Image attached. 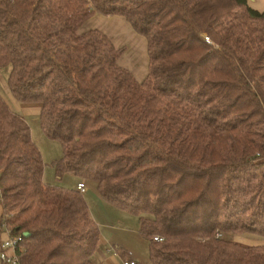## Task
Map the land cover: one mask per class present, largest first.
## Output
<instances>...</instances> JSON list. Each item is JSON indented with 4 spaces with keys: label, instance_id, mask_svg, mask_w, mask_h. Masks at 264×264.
<instances>
[{
    "label": "trees",
    "instance_id": "obj_1",
    "mask_svg": "<svg viewBox=\"0 0 264 264\" xmlns=\"http://www.w3.org/2000/svg\"><path fill=\"white\" fill-rule=\"evenodd\" d=\"M123 17L147 42L143 80L91 16ZM59 142L55 176L94 181L139 216L151 264H264V9L249 0H0V69ZM25 119L0 94V240L21 264H101L76 189L43 182ZM28 235L25 236L24 234ZM158 236L161 240H154ZM141 264V263H137Z\"/></svg>",
    "mask_w": 264,
    "mask_h": 264
},
{
    "label": "crops",
    "instance_id": "obj_2",
    "mask_svg": "<svg viewBox=\"0 0 264 264\" xmlns=\"http://www.w3.org/2000/svg\"><path fill=\"white\" fill-rule=\"evenodd\" d=\"M89 29H98L103 32L107 37L112 41L116 48H123L124 52L118 59V64L129 70L137 81H141L147 74L148 67V56H147V42L146 39L137 34L131 27V25L121 16L108 15L104 16L101 14H95L88 18L80 27L79 31H86ZM10 109L21 115L30 128V134L33 142L38 146L41 151L42 158L44 161L43 169V182L48 185H53L45 181L46 167L52 166V162L58 160L62 156V148L59 142L56 140L49 139L42 132L39 125V115L41 110V105L37 102L30 103H20L16 101L10 92H7L2 96ZM37 129V130H36ZM40 130L41 132H38ZM67 175H72L70 173H64L61 178H58L59 181H62ZM76 177V176H75ZM78 182L80 179L76 177ZM77 182V183H78ZM86 186L87 193L89 187H91V181H84ZM94 183V182H93ZM88 187V188H87ZM94 189H96V194L99 195L96 184L94 183ZM83 194V196H84ZM100 197V195H99ZM85 198V196H84ZM100 199H102L100 197ZM86 200V199H85ZM103 200V199H102ZM104 201V200H103ZM106 202V201H104ZM107 203V202H106ZM100 244H103L100 237ZM111 245H108L107 252L112 250ZM118 248L116 247V250ZM117 252V251H116ZM118 253V252H117ZM116 253V254H117ZM120 261H113L109 258H96L101 264H122L123 261H135L140 263L136 258L128 256H123L120 254Z\"/></svg>",
    "mask_w": 264,
    "mask_h": 264
},
{
    "label": "rangeland",
    "instance_id": "obj_3",
    "mask_svg": "<svg viewBox=\"0 0 264 264\" xmlns=\"http://www.w3.org/2000/svg\"><path fill=\"white\" fill-rule=\"evenodd\" d=\"M249 3L251 7L257 10L262 11L264 9V0H249ZM8 72V67L0 69V94L2 96L9 92L7 86ZM38 132L41 131L38 130ZM45 181H50L49 183H53L55 186L68 189H76L78 182L74 175H67L62 181H59L51 166L46 167ZM91 182L92 185L84 196L91 217L99 227L100 237L103 242L96 250V258L98 259L101 257L106 259L109 258L113 261H120V254H122L123 256L129 255L130 257L136 258L141 264H151L149 262L147 241L143 239L140 234L139 216L104 202L100 199L99 195L96 194L94 181ZM228 237L244 245H264V236L261 235L248 233L229 234ZM108 245L112 246L110 252L106 251ZM116 247L118 248L117 250Z\"/></svg>",
    "mask_w": 264,
    "mask_h": 264
},
{
    "label": "built area",
    "instance_id": "obj_4",
    "mask_svg": "<svg viewBox=\"0 0 264 264\" xmlns=\"http://www.w3.org/2000/svg\"><path fill=\"white\" fill-rule=\"evenodd\" d=\"M76 190L80 194H84L86 186L83 181H79ZM2 188L0 187V201L2 200ZM154 240H161L158 236L153 237ZM22 238L20 235H13L10 229L5 228L2 239L0 240V264H21L19 249ZM122 264H137L135 261H123Z\"/></svg>",
    "mask_w": 264,
    "mask_h": 264
},
{
    "label": "water",
    "instance_id": "obj_5",
    "mask_svg": "<svg viewBox=\"0 0 264 264\" xmlns=\"http://www.w3.org/2000/svg\"><path fill=\"white\" fill-rule=\"evenodd\" d=\"M24 235H25V236H27L28 234H27V233H25Z\"/></svg>",
    "mask_w": 264,
    "mask_h": 264
}]
</instances>
